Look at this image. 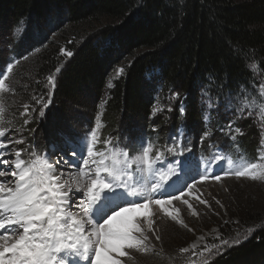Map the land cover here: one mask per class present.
<instances>
[{
	"label": "trees",
	"instance_id": "trees-1",
	"mask_svg": "<svg viewBox=\"0 0 264 264\" xmlns=\"http://www.w3.org/2000/svg\"><path fill=\"white\" fill-rule=\"evenodd\" d=\"M46 20L49 28L40 32L38 24ZM21 22L23 32L15 39ZM64 26L73 52L68 58L50 44L52 34ZM0 30L12 36L15 58L27 57L16 73L15 112L31 103L33 95L46 94L47 75L62 67L45 116H39L37 105L29 124L18 115L13 120L14 134L25 141L15 147L30 143L40 154L51 153L67 136L82 139L99 119L102 140L132 144L137 133L156 145L171 144L169 135L182 128L184 145L199 157L212 155L210 144L229 145L218 128L232 117L219 104V115L214 112L208 128L214 135L198 144L207 125L203 110L209 74H216L209 95L224 96L249 86L254 77L247 65L264 60V0H0ZM98 31L104 33L100 40L92 37ZM121 61L123 75L111 80ZM262 79L264 72H257L255 80ZM172 92L181 93L185 115L179 114L174 100L172 112L153 115L154 106L170 103ZM74 108L87 109V114L71 129L67 123ZM132 121L139 124L136 130L129 127ZM237 126L245 133L238 137L239 148L255 157L260 144L257 121L253 117ZM247 217V226L255 231L209 264H264V209L248 212Z\"/></svg>",
	"mask_w": 264,
	"mask_h": 264
},
{
	"label": "snow or ice",
	"instance_id": "snow-or-ice-1",
	"mask_svg": "<svg viewBox=\"0 0 264 264\" xmlns=\"http://www.w3.org/2000/svg\"><path fill=\"white\" fill-rule=\"evenodd\" d=\"M22 27L21 22L16 32L19 33ZM61 53L73 56V52L65 53L64 49ZM19 63V60L8 62L6 71L0 68V164L7 165V169L0 168V264H126L134 262L133 253L159 255L154 243L161 241L155 227L157 210L187 228L174 202L186 205L194 216L198 213L186 196L194 197L210 209L207 199L195 195L198 184L209 180L221 182L230 177L264 182V81L255 80L257 72H264L261 68L264 60L247 65L254 77L249 86L241 85L235 93L230 90L218 98L219 103L209 95L216 76L209 74L204 103L217 115L219 104H223L224 111L232 117L227 125L218 128L230 143L227 146L219 142L209 145L213 154L204 158V167L197 173L199 179L191 177V183L184 178L182 162L175 160L190 152L183 144L185 133L180 129L175 135H169L171 144L162 147L140 136L132 144L122 146L107 138L98 149L101 138L97 123L82 139L62 138L60 151L70 154V160L63 157L53 160L50 154L15 148L25 141L23 137L13 139L8 136L10 131L15 133L17 130L6 118V98L16 95V85L11 82L10 74ZM61 71L62 67L57 66L47 75L46 94L33 95L31 103L20 105L22 110L13 112V117H23V124L27 125L28 117L37 110V105L39 116L44 117L52 103L56 76ZM123 73V67L116 69L118 77ZM172 100L177 102L183 117L186 104L181 93L172 92ZM172 110L170 102L167 106H154L152 114ZM253 117L259 122L262 135L257 155L250 157L239 148L238 137L245 133L237 125ZM203 120H211L208 111ZM213 135L206 125L200 140H210ZM9 145H13L14 150L9 151ZM25 154L27 158H24ZM6 155L13 159L5 158ZM168 157L175 162L168 163ZM176 184L180 187L168 190ZM213 200L224 207L219 200ZM254 230L250 227L245 231L251 234ZM244 238L247 239V235ZM213 239L218 243H205L201 247L199 242L204 238L200 237L190 247L180 248V255H188L184 264H209L214 255L240 243L239 233L231 241L223 239L219 233Z\"/></svg>",
	"mask_w": 264,
	"mask_h": 264
},
{
	"label": "rangeland",
	"instance_id": "rangeland-1",
	"mask_svg": "<svg viewBox=\"0 0 264 264\" xmlns=\"http://www.w3.org/2000/svg\"><path fill=\"white\" fill-rule=\"evenodd\" d=\"M45 23L43 22L41 24H38V30L40 32L48 30L49 28L48 21L46 20ZM100 25L101 24L98 25L96 24V26L99 27ZM67 28L68 26H64L63 29L56 30L51 36L52 41H50V44L54 48L60 50V54L63 55V58H68V57L65 54L61 53V49H64L66 53L67 51H69L68 45L70 44V39L69 37H66V32H65ZM22 32H23V27L19 33L15 32L14 38L15 39L20 38ZM7 34H8L7 32H1L0 30V68H3L4 63L19 60V59L12 60L15 55V52L13 50L14 40L12 36L8 37ZM94 36H96L95 38L99 39L104 36V33L98 31V33H95L92 37ZM24 61L25 59H22L20 63ZM18 67L19 65H14V71L12 74H10V80L13 84H15L16 81V73L18 72L17 71ZM119 67L124 68L123 61L119 62L118 65H116L111 75V80L118 78V76L116 75V69ZM4 70L6 71V67ZM249 91H251V88L249 89ZM170 97L171 96H169L168 98ZM212 97L213 99H216L217 102L219 103L218 98L221 97L220 95H216V96L214 95ZM9 98H11L10 102H9ZM6 99L8 104V112L6 118L11 120L12 126L15 127V124L13 122L14 117L12 113L15 112V107H13V105L16 100V95L15 97L9 96ZM170 102L173 105V100ZM19 110H22V108H20ZM102 110L103 109H100V111L98 112V116H101ZM206 111H208L211 116V120L209 122H205L209 128L210 124L213 121L214 112L208 110L205 104L203 110V116ZM33 113H35V111H33ZM86 114H87V109L74 108L72 112L73 117L69 120L67 126H70L71 129H73L74 127L77 126V122L79 120H82L81 118L86 116ZM31 117L32 116H30V118ZM97 123L100 124V137H101L102 124L99 119H97ZM257 123L260 131L259 140H261V135H262L261 126L258 121ZM129 124H131L129 125V127L130 128L133 127V129L135 130L136 128H138L139 125L138 123L133 124V121L129 122ZM10 135H12L11 138L14 139L21 138L20 134H14V132H11ZM137 135L138 134L135 133L132 138L136 139ZM107 138L108 137H106V139ZM199 143H202V141L201 140L198 141V144ZM164 145H170V144L163 143L162 145H157V146L162 147ZM61 146L62 145H60L59 147L53 146L51 148V153H46V154L43 153V154L44 155L50 154L53 160L60 159L61 157H63L64 160H70L71 159L70 154L60 151ZM102 146H103V140L101 139V144L98 145V149L101 148ZM14 147L13 145H9L8 150L12 151L14 150ZM26 148L36 151V149H32L30 147V143L26 145ZM36 152L39 153L38 151ZM197 152H195L190 148V152L185 153L184 156H178L175 158V160L182 162L184 168V178L187 180V183L192 182L191 177H195L197 180L199 179L197 173L201 171L204 167V162H203L204 158H208L211 156L208 155L204 157L202 156L199 157ZM5 158L9 160L13 159L11 155H6ZM24 158H27V154H25ZM173 162L175 161H172V163ZM0 168L7 169V165L0 164ZM64 170L68 171L67 169ZM147 178L150 179L151 177L149 176ZM173 179H175V177H173ZM169 183L171 184V181ZM179 187L180 184H176L173 186V188H169L168 190L172 191L174 188H179ZM197 189L198 191L195 192V195H201L202 199H207L211 204V208L209 209L206 206L199 204L194 199V197L186 196L185 198L189 199V202L193 204V207L198 213V215L194 216L191 214V210H189L186 205L178 201L174 202L175 207L180 209L181 218L187 224L188 226L187 228L179 225L177 222L172 221L169 217L163 216L159 212V210H157L155 227L158 230V234L161 235V241L154 243L156 244V251L159 253V255H156L155 253H149L147 255L133 253L132 255L134 256V262H126V264H156V262H158L162 256L163 259L161 261V264H184V262L188 258V255L187 254L185 256L180 255L179 249L183 247H190L193 243H196L198 241V238L200 237L204 238L203 241L199 242L201 247H203L205 243L209 245L213 243H218V241L213 239L217 235V233H219L223 239H227L229 241L233 240L236 237L237 233H239V239L241 243L242 241L245 240L244 238L245 235L249 237L255 231L254 230L251 234H248L245 231L250 227L252 228V226H247L248 225L247 223H249L248 220L249 218L247 217V213L256 212V210L264 209V182H253L248 179L238 180L234 177H230V178H224L221 182H213L211 180L202 182L197 185ZM213 198L219 200L224 207L221 208L219 205H217L214 202ZM230 234L233 236H231ZM180 235L185 238L178 241L177 237ZM233 245H237V244H233ZM226 249H224L222 252H224ZM162 250L163 251L167 250V252L171 251L169 254L172 255L171 256L164 255L163 252H161ZM174 252L175 254H173ZM217 255H214L211 258V260Z\"/></svg>",
	"mask_w": 264,
	"mask_h": 264
}]
</instances>
